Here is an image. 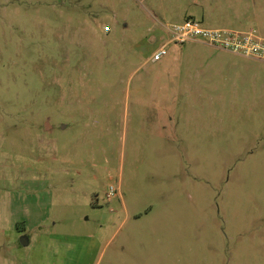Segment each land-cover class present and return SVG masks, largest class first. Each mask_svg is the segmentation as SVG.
<instances>
[{
  "label": "rangeland",
  "instance_id": "obj_1",
  "mask_svg": "<svg viewBox=\"0 0 264 264\" xmlns=\"http://www.w3.org/2000/svg\"><path fill=\"white\" fill-rule=\"evenodd\" d=\"M242 2L0 0V264H264V59L170 42Z\"/></svg>",
  "mask_w": 264,
  "mask_h": 264
},
{
  "label": "built area",
  "instance_id": "obj_2",
  "mask_svg": "<svg viewBox=\"0 0 264 264\" xmlns=\"http://www.w3.org/2000/svg\"><path fill=\"white\" fill-rule=\"evenodd\" d=\"M169 30L173 35L171 43H185L201 38L214 46L231 50L234 53L264 59V39L260 38L254 30L240 32L227 29H208L194 19H187L183 23L172 26ZM165 55H167L166 45L153 55V60L159 61ZM115 195V190L112 187L109 196Z\"/></svg>",
  "mask_w": 264,
  "mask_h": 264
},
{
  "label": "crops",
  "instance_id": "obj_3",
  "mask_svg": "<svg viewBox=\"0 0 264 264\" xmlns=\"http://www.w3.org/2000/svg\"><path fill=\"white\" fill-rule=\"evenodd\" d=\"M240 2V0H236V3ZM242 6L236 8L234 10L233 13H236L233 18L236 20L237 24L242 25V23L239 21V17H241L242 15H244L243 17H245V21L248 22V20L250 21V23L254 26H251L249 29L247 30H240V32H248L251 30L256 31L257 35L264 39V36L262 35V30H263V26H261V21H263L264 16H262V14H260L261 12L264 15V0H243L242 2ZM241 8V9H240ZM240 10H242V14H239ZM248 11V14L246 15ZM249 11H252V15H249ZM246 15V16H245ZM239 31V30H238ZM247 61L253 60L255 62H258L260 60H257V58H253L251 59V57H246ZM244 58V59H245Z\"/></svg>",
  "mask_w": 264,
  "mask_h": 264
},
{
  "label": "water",
  "instance_id": "obj_4",
  "mask_svg": "<svg viewBox=\"0 0 264 264\" xmlns=\"http://www.w3.org/2000/svg\"><path fill=\"white\" fill-rule=\"evenodd\" d=\"M21 243L24 245V246H27L29 244V241H28V238L26 236H23L21 238Z\"/></svg>",
  "mask_w": 264,
  "mask_h": 264
}]
</instances>
